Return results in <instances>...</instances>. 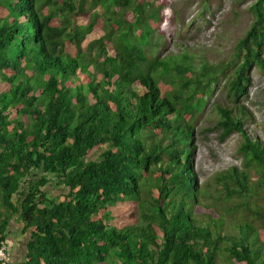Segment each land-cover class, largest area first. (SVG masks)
I'll return each mask as SVG.
<instances>
[{"label":"trees","instance_id":"1","mask_svg":"<svg viewBox=\"0 0 264 264\" xmlns=\"http://www.w3.org/2000/svg\"><path fill=\"white\" fill-rule=\"evenodd\" d=\"M153 1L0 0L9 261L17 221L26 252L16 264H264V140L253 132L264 126L239 102L253 69L264 70V0L250 6L255 19L232 55L199 72L187 49L148 56L160 23L141 12ZM220 75L228 101L215 102L209 129L222 143L239 134L242 160L203 182L193 119Z\"/></svg>","mask_w":264,"mask_h":264},{"label":"rangeland","instance_id":"2","mask_svg":"<svg viewBox=\"0 0 264 264\" xmlns=\"http://www.w3.org/2000/svg\"><path fill=\"white\" fill-rule=\"evenodd\" d=\"M255 1L156 0L155 6L166 12L164 15L165 24L153 28L149 37L154 43L157 40H153L155 36H162V38H158L161 41L160 47L152 44V48L147 49V51L149 53L154 51L152 54L163 56L168 54L169 51L179 53L181 47L187 44L189 50L196 55L193 61L198 68L196 72L200 71L199 68L202 62L207 59L211 63L225 58L228 59L235 51L238 40L255 19L250 8ZM158 14L160 15L161 12H158ZM54 16L58 18L60 13L55 12ZM124 35L131 38L133 34L125 33ZM89 49L91 53L88 54V57H92L98 49L96 43L93 42ZM251 76L252 84L249 88V95L239 102L244 105L255 124L264 126V70L256 66ZM164 81L169 82L168 76L164 77ZM225 82L226 76L220 75L218 79L220 86L214 91L207 105L193 119L196 124L194 169L200 181L203 182L216 171L224 169L234 162L240 163L242 160V155L237 150L241 142L239 134H233L227 141L222 143L218 137L219 131L209 129L218 122L215 102L228 101L223 89ZM253 132L254 136L264 140V131L259 127ZM48 190H50L51 195H56L54 194L56 189L48 188ZM223 264H228V262L224 260Z\"/></svg>","mask_w":264,"mask_h":264},{"label":"crops","instance_id":"3","mask_svg":"<svg viewBox=\"0 0 264 264\" xmlns=\"http://www.w3.org/2000/svg\"><path fill=\"white\" fill-rule=\"evenodd\" d=\"M23 228L24 225L17 221L13 225H10L8 237L11 239V244L9 245L11 261L8 264H16L19 259L23 258V254L26 252V243L24 242L26 234L23 233Z\"/></svg>","mask_w":264,"mask_h":264},{"label":"clouds","instance_id":"4","mask_svg":"<svg viewBox=\"0 0 264 264\" xmlns=\"http://www.w3.org/2000/svg\"><path fill=\"white\" fill-rule=\"evenodd\" d=\"M155 1L156 0H154L153 1V8H152V10L153 11H151V8L147 11V12H141V14H143V13H145L146 14V18L148 19L149 17H150V19H149V22H152V23H160V25L158 26H155V27H160L161 25L162 26H164L163 24H165L164 23V21H165V17H164V15L166 14V12L162 9V8H158V7H156L155 6ZM137 2H139V1H134V2H132L130 5H129V8L130 7H133V6H136V4H137ZM205 9V8H204ZM205 10H207V9H205ZM158 12H161V14L159 15L158 14ZM200 13H201V11H200ZM199 13V15H201ZM205 14V13H204ZM210 18V17H209ZM141 29H144L145 30V24H142L141 25ZM158 38H162V36H155L154 38H153V40H156L154 43H153V41H152V39L150 38V41H148V43L150 44L149 46H147L146 47V51H147V49H151L152 48V44H155V45H157L158 47H160V45H161V41L158 39ZM189 46V45H188ZM185 49H187V50H189V47H187V44H184L183 45V47H181V51H183V50H185ZM154 52V51H153ZM152 52V53H153ZM172 51H169L168 52V54H170ZM152 53H149L148 51H147V54H148V56L150 57V58H152V57H154V56H158V55H161V54H152ZM176 53H178V52H176ZM180 53V52H179ZM167 55V54H166ZM163 56H165V55H163ZM20 119L22 120L23 118L22 117H20ZM261 139H263V138H261ZM1 262V261H0ZM8 262V261H7ZM5 263V262H4Z\"/></svg>","mask_w":264,"mask_h":264},{"label":"built area","instance_id":"5","mask_svg":"<svg viewBox=\"0 0 264 264\" xmlns=\"http://www.w3.org/2000/svg\"><path fill=\"white\" fill-rule=\"evenodd\" d=\"M0 261L1 262L9 261L8 249L6 246L0 247Z\"/></svg>","mask_w":264,"mask_h":264}]
</instances>
